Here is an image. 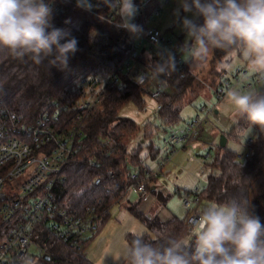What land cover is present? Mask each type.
Segmentation results:
<instances>
[{"label": "trees", "instance_id": "trees-1", "mask_svg": "<svg viewBox=\"0 0 264 264\" xmlns=\"http://www.w3.org/2000/svg\"><path fill=\"white\" fill-rule=\"evenodd\" d=\"M158 4V0H152L151 6ZM74 14L79 13L70 10L64 13L53 11L52 23L57 28L65 29L68 26L66 21ZM197 22L203 23L202 17L198 18ZM95 27L105 33L100 31L99 34L92 35ZM69 32L78 41V51L70 56L67 68L51 66L47 60L37 64L28 57L17 59L0 53V108H7L30 125L36 123L41 113L51 105H67L70 110L62 115L59 124L60 127H68L78 112L74 110L81 97L76 92L77 85L97 73L105 75L114 72L133 52L124 31H107L102 24L92 19L83 20L78 27H71ZM186 52L181 50V55ZM229 54L214 50V58ZM137 61L147 66L153 74L162 66L166 67L169 74L170 92L155 101L156 106H161L155 116L160 125L148 123L143 138L144 141L150 142L149 155L155 159L160 150L155 148L152 138L155 133L166 132L168 128L180 123L181 111L177 106L194 87L195 78L190 74L189 61L186 62L185 69H180L174 63V71L171 61L158 62L147 55L139 56ZM122 80L124 89L119 91L112 86L106 88L100 107L95 108L86 117L83 128L85 137L81 148L75 161L68 163L63 172L67 181L55 188L56 202L61 207L81 215L87 208H95L99 216L98 232L84 243L81 252H73L42 229L36 228V242L45 251V256L38 264H92L85 257L86 249L104 228L113 206L125 197L126 189L132 184L131 171L146 165L145 158H142V146L139 144L129 150L124 143L126 134L137 132V124L131 119L120 118L119 113L128 103H133L143 111L147 107L146 98L149 95L144 87L136 84L134 75L122 76ZM248 126L245 120L240 121L226 135L227 139L243 134ZM103 139L113 142L114 151L111 156L105 157L100 150V142ZM93 162L99 165L94 167ZM211 168L206 186L199 195L200 204L224 203L233 197H242L249 201L250 211L258 215L264 223V195L251 198L253 189L264 177V135L260 134L254 139L252 157L247 161H239L237 153L219 146ZM213 170H218V174ZM94 178L100 179L99 186L92 185ZM147 191L150 193V188ZM148 192L140 195L138 203L149 194ZM152 193L162 202L165 201L159 194ZM130 212L150 232L144 234L146 240L158 242L162 235L186 239L192 235L186 226L187 217L185 220L173 217L168 221L151 219L143 215L135 205L130 208ZM132 238V234L126 236L128 245Z\"/></svg>", "mask_w": 264, "mask_h": 264}, {"label": "built area", "instance_id": "built-area-1", "mask_svg": "<svg viewBox=\"0 0 264 264\" xmlns=\"http://www.w3.org/2000/svg\"><path fill=\"white\" fill-rule=\"evenodd\" d=\"M55 13L68 10L100 23L111 31L119 29L126 33L133 50L129 58L114 72L85 78L76 87L80 99L74 110L78 111L68 127H60L62 115L69 111V106L51 105L44 110L36 123L26 124L7 108H0V264H38L45 256L43 247L36 242L35 229L40 228L50 237L60 242L73 252H81L84 243L94 237L99 228V216L95 208H87L83 215L61 207L56 202L55 188L65 184L63 174L66 166L74 162L81 142L85 137L84 121L95 108L101 105L102 96L108 87L119 91L124 89L122 76L134 75L136 84L144 87L154 101L170 92L169 74L166 71L152 73L150 69L137 61L138 57L147 55L156 61H171L180 69H185L187 61L183 60L181 49L167 39L158 27L151 25V18L161 16L162 8L168 6L169 0H158L152 7V0H133L138 12L132 23L139 26L136 33L120 27L121 18L117 10L111 9L101 0H87L91 9L77 6V0H49ZM96 27L92 35L100 33ZM102 34L103 30L101 31ZM237 70L233 82L224 81L215 90L219 101L231 89L241 86L243 91H251L255 83H261L256 74ZM161 106H156V112ZM209 115L197 117L179 130L168 128L163 144L176 152L177 145L186 146L202 134ZM59 124V125H58ZM254 140L246 142V150L240 156L250 160ZM100 150L105 157L114 151L113 142L103 139ZM207 158L211 157L207 154ZM158 158V171L152 172L148 167L131 171L132 184L127 193L143 194L153 189V180L162 173L168 161ZM99 164L93 162V166ZM99 178L92 180L93 186H99ZM149 193V192H148ZM200 192L194 191L183 195V206L187 211L186 226L193 233V220L201 212Z\"/></svg>", "mask_w": 264, "mask_h": 264}, {"label": "clouds", "instance_id": "clouds-1", "mask_svg": "<svg viewBox=\"0 0 264 264\" xmlns=\"http://www.w3.org/2000/svg\"><path fill=\"white\" fill-rule=\"evenodd\" d=\"M105 3L118 11L120 27L138 31L139 26L132 23L138 12L133 0ZM77 6L92 7L87 0H77ZM181 7L196 18L182 20L183 50L194 64L203 65L218 49L230 53L228 60L238 57L264 80V0H181ZM52 16L49 0H0V53L67 68L70 56L78 51V41L69 31L55 27ZM201 17L203 23L197 22ZM219 67L230 70L232 65L225 62ZM225 102L250 128L255 125L264 132V92L231 89ZM192 224L194 231L186 239L162 235L153 242L134 231L125 251L127 264H264V223L250 211L247 199L210 203Z\"/></svg>", "mask_w": 264, "mask_h": 264}, {"label": "rangeland", "instance_id": "rangeland-1", "mask_svg": "<svg viewBox=\"0 0 264 264\" xmlns=\"http://www.w3.org/2000/svg\"><path fill=\"white\" fill-rule=\"evenodd\" d=\"M169 3L168 6L162 8L160 17L151 18V25L161 29L165 37L173 41L174 45L183 48L186 33L182 28V20L184 17L196 18L193 13L183 11L181 0H169ZM86 19L90 18L83 14L72 15L67 20L68 26L65 30L69 31L71 27H78ZM229 55L214 58L213 52L207 62L199 66L192 62L188 51L182 55L184 61L190 62V74L195 78V85L177 106L181 111V121L172 129H182L197 117L204 118L207 115L209 117L200 137L186 146L177 145L173 155L171 154L172 149L163 144L167 135L164 131L155 133L152 138L155 148L160 150L159 155L155 159L149 155L148 145L150 142L143 139L146 135L145 126L148 123L160 125L155 118L156 102L150 96L146 98L147 107L143 111L139 110L133 103H128L119 113L120 118L131 119L137 124V132L126 134L124 143L129 150L139 144L142 146V158L146 160L144 167H148L152 172H157L159 169L157 159L161 157L166 159L168 156L169 159L162 173L157 177L160 188L163 186L168 196L161 193H158V196H162L165 201L168 200L165 210L180 220H185L187 217L182 202L183 195L196 190L199 192L204 190L207 177L212 171L211 165L217 157L221 137L228 135L230 130L242 121L234 115L231 105L225 102L226 96L219 101L215 95V90L224 81L233 82L237 70L252 73L238 57L228 60ZM225 62L232 65L230 70L219 67ZM257 91L264 92V82L250 92ZM167 131L170 132V130ZM260 134L264 135V132H261L258 126L253 125L251 128L248 126L243 134L229 138L226 149L237 153L238 160L242 161L240 156L246 150V142L250 139L254 140ZM207 154H210L211 157L207 158ZM213 172L218 174V170H213ZM157 179H154L153 182ZM258 195H264V177L253 189L251 198L254 199ZM134 197V193H129L128 197H124L111 209L109 220L85 251V257L92 264H127L125 251L128 244L125 235L132 234L134 231L150 234L148 229L130 212V208L134 206V204H130ZM129 200L130 202H128ZM141 202L135 205L137 209ZM207 205L209 203L202 202L199 209L202 210ZM153 218L162 221L159 217H151V219Z\"/></svg>", "mask_w": 264, "mask_h": 264}, {"label": "crops", "instance_id": "crops-1", "mask_svg": "<svg viewBox=\"0 0 264 264\" xmlns=\"http://www.w3.org/2000/svg\"><path fill=\"white\" fill-rule=\"evenodd\" d=\"M247 74L248 75H253V73H247ZM263 82L264 81H262L261 83H258V84L254 82V87H253V89L251 91H253L254 88H256L258 85L262 84ZM237 90H239L241 92H244L242 90L241 86L237 87ZM245 92H250V91H245ZM158 182H159L158 179L153 182V184H154L153 185V189H151L150 193L142 200L141 204L138 206V210L141 213L145 214L147 217L151 218V217L156 216V217H159L160 219H162V221H168V220L172 219L173 217H175L172 213H170L169 211L165 210L166 202L168 200L164 201V203H162L159 200V198L157 196H155L154 193H152V192H155L156 194L161 193V194H164V195L168 196L166 191H165V189H164V187L161 186L162 188H160V185H159ZM128 194L129 193H127L125 195V198L128 197ZM134 195H135V197H134L133 201H131L130 204L138 205L139 204L138 202L140 200V195L136 194V193H134ZM128 202H130V200ZM186 216H187V211H186ZM127 235L128 234L125 235V240H126V236ZM92 242H91V244H92Z\"/></svg>", "mask_w": 264, "mask_h": 264}, {"label": "water", "instance_id": "water-1", "mask_svg": "<svg viewBox=\"0 0 264 264\" xmlns=\"http://www.w3.org/2000/svg\"><path fill=\"white\" fill-rule=\"evenodd\" d=\"M227 143H228V139L226 136H222L221 140H220V147L221 148H226L227 147Z\"/></svg>", "mask_w": 264, "mask_h": 264}]
</instances>
